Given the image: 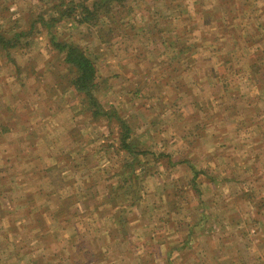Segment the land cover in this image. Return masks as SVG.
I'll return each mask as SVG.
<instances>
[{
    "label": "rangeland",
    "instance_id": "rangeland-1",
    "mask_svg": "<svg viewBox=\"0 0 264 264\" xmlns=\"http://www.w3.org/2000/svg\"><path fill=\"white\" fill-rule=\"evenodd\" d=\"M59 1L0 0V33L7 38L15 33H31L29 37H23L16 47L0 45V167L2 161L20 157V167L11 169L12 165H9L6 171L0 168V207H8L9 215L5 219H10L9 222L2 221L4 213L0 211V264H152L157 261L159 264L162 262L161 255L166 256L170 252H161L155 245L153 248L154 243L150 240L151 235L158 234L156 232L162 235L164 230L152 228L159 221L160 210L151 208L150 198L146 195L148 190L145 191L144 187L145 180L140 189L143 190L141 203L129 208L126 206L125 211L120 213V221L125 228L123 234H129L131 227L128 248L132 250L131 245L135 244L132 259L119 261L127 255L126 245H123V253H118L116 259H107L104 243L112 242L105 235L99 238L93 232V226H109L114 222L112 217L106 215L104 219L96 216L95 220L89 222L88 218L81 220L76 225L81 224L86 231L74 233L78 229L74 218L61 224L64 219L43 215V207L48 206V199L51 198L49 206L65 211L67 202H64V198L76 191L77 181L70 176L74 166L66 165L65 160L58 169L48 163V157L56 152L61 155L66 153L71 117L82 108L80 92L73 83L76 74L64 62L65 53L54 44L80 46L93 59L98 79V88L94 92L104 104L117 102L116 98L136 86L140 87L134 90H138L137 93L142 91L143 86H150L156 88V100H162L164 92L171 95L172 114L177 119L182 114L183 106L191 100L186 94V90L191 88L201 103H209L212 111L217 110V113L224 115L233 104L224 95L226 85L220 82L218 85L207 82L197 85L196 78L206 73V66L208 69L218 68V63L226 62L225 53L217 59V55L223 53L218 52V46L233 44V35L238 42L251 41L250 32L254 25L264 21V0H222L218 7L215 5L217 0H62L64 14L52 7V2L55 5ZM94 3L101 6V11L87 22L81 17L80 6L92 7ZM74 5H78L76 15L72 13ZM209 9H212L211 15L204 18L201 12ZM97 16L101 21H97ZM203 22L211 25L207 27ZM196 30L206 36L198 35ZM219 30H222V36L218 34ZM194 39V42H200L203 50L191 56L181 55L180 62H186L180 68H173L172 64L179 61V55L176 50L173 51L175 45L191 43ZM251 49L259 50L264 55V41L254 44ZM231 55L232 59L223 72L232 75L233 81L236 80L234 85L239 90L249 94L255 92L252 82L250 86L244 82L247 81L244 64L248 57L243 46H236ZM253 75L254 70H251L250 76ZM180 87L186 94V101L179 100V92L174 91V88ZM109 88L114 91L112 96L103 93ZM93 96L94 93L87 98L90 103L94 100ZM169 113L167 110L162 116ZM162 118L154 122V129L167 132L170 127H165ZM240 118L243 120V117ZM240 120L243 124L241 132H246L248 141V138H253L254 132L249 135V124ZM222 121L227 123L225 118ZM10 123H15L12 132L3 134L5 126ZM142 127L136 128L142 130ZM89 137L92 141L96 140L93 132ZM11 148L15 151L11 152ZM92 150L94 148L89 149ZM114 159L116 161H112ZM123 160L112 156L110 163L115 162L118 170ZM146 161L143 178L158 172L157 161L152 156L148 155ZM57 162L63 163L61 158ZM27 163L31 166H24ZM38 170H42V176L49 178L50 184H40L34 174ZM30 176L32 179L27 181ZM108 185L118 188L116 181H110ZM120 186L128 189L131 185L122 182ZM34 191L37 192V201ZM57 191L65 192L62 196L58 193L52 196ZM46 195L49 197L45 202ZM140 197L136 195L130 198V203L139 201ZM40 205L42 208H39ZM136 213L135 219L140 217L139 221L128 224L126 217L123 220L125 214L132 216ZM5 223H9L8 226ZM116 232L107 236L113 237ZM205 232L215 234L218 229L215 227ZM140 242L142 245L137 244ZM147 247L156 250L159 256L151 262L149 259L141 262L136 255L144 253ZM112 248L113 245L109 254L114 253ZM179 263L178 260L169 262ZM190 264L210 263L191 261Z\"/></svg>",
    "mask_w": 264,
    "mask_h": 264
},
{
    "label": "crops",
    "instance_id": "crops-1",
    "mask_svg": "<svg viewBox=\"0 0 264 264\" xmlns=\"http://www.w3.org/2000/svg\"><path fill=\"white\" fill-rule=\"evenodd\" d=\"M217 1L216 7L222 4V0ZM211 12L212 9L203 10L201 14L205 18ZM262 12L264 13V6ZM203 24L207 27L211 25ZM196 31L198 35L206 36L205 33ZM218 34L222 36V30ZM250 35L251 41L238 42L233 35V44L218 46V52L223 53L218 54L217 59L225 53L226 62L218 63V68L208 69L206 66V73L201 78H196L197 85L205 82L210 85H218L219 82L226 85L224 95L233 104L231 110L224 115L217 113V110L212 111L209 103H201L191 88L186 90L191 100L183 106L182 114L177 119L172 114L171 95L163 93V90L159 92L163 93L162 100H156V88L150 86H143L139 93L137 91L140 87L136 86L116 98L117 102L108 101L106 104L94 92V101L100 108L98 117L94 115V102L90 103L84 93H78L82 99V108L71 117L72 123L67 131V151L62 155L56 152L48 157V163L58 169L65 160L66 165L69 163L74 166V172L70 176L77 181L76 191L73 195L67 194L65 198L63 196L64 202H67L65 211L60 207L58 211L49 206L51 198L48 199V206L43 207V215L64 219L61 224L74 218L75 225L87 218L88 222L93 221L96 216L104 219L106 215L112 217L114 222L109 226H93V232L99 238L105 235L112 242L104 243L107 259H116L118 253H123V245H126L127 255L122 256L119 261L132 259L135 244L132 243V250L128 248L131 227L130 233L124 235L125 228L120 221V213L125 211L126 206L129 208L141 203L143 190L140 189L145 180L144 187L145 191L148 190L146 195L150 198L151 208L160 210L159 221L152 228L159 227L160 231L164 230L162 235L160 232L151 235L150 240L154 243L153 248L155 245L161 252H170L166 256L161 255L162 262L159 264H169L173 260H178L179 264H190L191 261L210 264H264V55L259 50L251 49L254 44L264 41V21H258ZM194 41L195 39L191 43L175 45L173 51L176 50L179 61L172 64L173 68H180L186 62H180L181 55L191 56L203 50L200 42ZM238 45L243 46L248 57L244 64L247 70L244 74L247 81L244 82L249 86L253 83L255 92L251 94L239 90L234 85L236 80L233 81L232 75L223 72L232 59L231 52ZM251 70H254L253 77L250 76ZM202 78L204 79L201 80ZM137 87L138 90L134 92ZM176 90L179 92V100L181 98L186 101V94L181 87L174 88ZM103 93L112 96L114 91L109 88ZM167 110L170 113L162 116ZM161 118L165 127H170L167 132L154 129V122ZM239 120L249 124V135L254 132L252 140L248 138L247 141L246 132H241L243 124ZM14 124H7L3 134H10ZM140 126L146 127H142V130L136 128ZM91 132L95 134V141L90 140ZM125 133L128 135L127 147L122 145ZM14 148H11V152L15 151ZM90 148L94 150L89 151ZM148 155L157 161L158 172L143 178ZM112 156L124 159L118 170L115 162L110 163ZM18 158L2 161V169L6 171L9 165H12L11 169L20 167ZM58 158L62 159V164L57 162ZM24 166L29 167L31 164ZM41 171H34L40 184H50L49 178L42 176ZM31 179L30 176L27 181ZM110 181H116L118 188L108 185ZM122 182L131 185L130 188L120 186ZM89 189L92 191H88ZM64 192L57 191L52 196H62ZM36 193L34 191L37 201ZM136 195L140 200L130 203V198ZM45 197L43 201L46 202L49 196ZM0 211L4 213L2 221L6 220L9 215L8 207H0ZM136 216L137 213L132 216L125 214L123 220L126 217V222L131 224L141 219H135ZM76 226L78 229L74 233L86 231L81 224ZM215 227L218 232L209 234L208 229ZM116 230L115 236H107ZM137 244L142 245V242ZM112 245L114 253L109 254ZM158 256L156 250L147 247L136 258L141 262L147 259L151 262Z\"/></svg>",
    "mask_w": 264,
    "mask_h": 264
},
{
    "label": "trees",
    "instance_id": "trees-1",
    "mask_svg": "<svg viewBox=\"0 0 264 264\" xmlns=\"http://www.w3.org/2000/svg\"><path fill=\"white\" fill-rule=\"evenodd\" d=\"M60 3L53 5L52 7L54 10L60 11L61 14H64L63 8H64V2L61 0ZM77 7L78 5H74L72 8L73 15H76L77 13ZM82 8L81 10V17H84V19L88 22L93 19V16L100 13L101 6H97L96 3L92 5V7H86L84 5L80 6ZM40 21L41 17H38ZM97 21H101L100 17L97 16ZM52 21V20H51ZM31 33H15L12 35L11 38H7L5 34L0 33V45H9V47H16L19 44H21V39L23 37H29ZM56 43V42H55ZM56 48H58L62 53H65L64 62L70 67V69L76 74L75 79L73 81L74 86L76 89L84 93L86 98H91L93 95L95 88H97L96 85V79H97V68L95 65V62L93 59L86 53L85 50H83L80 46H73V45H67L66 43H56L54 44ZM94 102V103H93ZM91 103H93V108L95 109V116L98 117L100 114V108L97 105L96 101L91 100ZM127 134H124V140H123V146L127 147Z\"/></svg>",
    "mask_w": 264,
    "mask_h": 264
}]
</instances>
